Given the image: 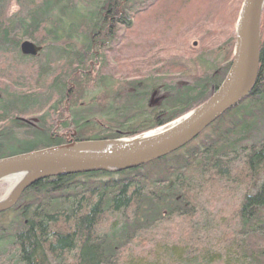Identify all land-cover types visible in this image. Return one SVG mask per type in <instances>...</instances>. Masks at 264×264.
Masks as SVG:
<instances>
[{
  "label": "trees",
  "instance_id": "1",
  "mask_svg": "<svg viewBox=\"0 0 264 264\" xmlns=\"http://www.w3.org/2000/svg\"><path fill=\"white\" fill-rule=\"evenodd\" d=\"M221 1H204L190 25L201 29L207 16L217 21ZM158 2L0 0L2 68L11 67L7 61L14 69L32 64L40 77L38 89L22 92L13 72L0 70V159L70 141L135 136L206 101L228 71L234 31L212 54L196 56L203 73L190 82L167 83L169 71L185 69L163 64L125 81V91L108 99L119 81L104 74L113 52ZM10 4L17 6L11 14ZM24 41L41 48L36 57L20 53ZM215 51L223 54L219 63ZM100 96L102 107L95 105ZM221 182L240 194L227 216L205 205ZM175 219L183 224L178 240L155 237L144 259L128 257L126 264H264V12L258 74L246 99L161 159L113 174L49 178L26 189L0 214V264H63L65 256L70 264H119L130 245L143 249L145 233Z\"/></svg>",
  "mask_w": 264,
  "mask_h": 264
},
{
  "label": "water",
  "instance_id": "2",
  "mask_svg": "<svg viewBox=\"0 0 264 264\" xmlns=\"http://www.w3.org/2000/svg\"><path fill=\"white\" fill-rule=\"evenodd\" d=\"M264 0H242L234 25L232 59L217 89L202 104L151 131L110 140L66 142L0 159V183L12 184L0 198V214L15 206L39 181L86 173H118L161 159L196 139L231 108L246 99L256 82ZM20 53L36 57L41 48L24 41Z\"/></svg>",
  "mask_w": 264,
  "mask_h": 264
},
{
  "label": "rangeland",
  "instance_id": "3",
  "mask_svg": "<svg viewBox=\"0 0 264 264\" xmlns=\"http://www.w3.org/2000/svg\"><path fill=\"white\" fill-rule=\"evenodd\" d=\"M221 3L224 9L218 15L217 21L214 22V20L208 19L207 16L202 22V28H199V30L195 29L198 26L193 27L190 25L189 20L192 13L202 7L204 1L160 0L156 5H152L148 12L139 15L133 22V31L127 35L125 42L117 51L113 52L112 57L110 56L109 68L104 70V74L112 75L119 80L116 86L107 93L109 95L108 99L110 100L112 93L119 95L120 92L125 91V81L137 79L138 76L144 75L149 69L156 70L163 64L167 68L183 66L185 69L181 74L169 71L163 78L167 83L182 85L190 82L194 77H199L203 73L204 65L196 60V56L203 55L205 52L212 54L216 48L213 46L216 43H222L230 32L233 33L242 0H222ZM16 10L17 6L10 4L9 13L16 12ZM215 54L213 61L219 63L223 54L217 55V51H215ZM8 63L11 64V67L3 66L2 68L0 63V70H4L11 75L13 72L14 79L22 85L18 88L19 91L29 92L38 89L40 77L34 65L30 64L24 68L14 69L12 66L15 63L7 61ZM117 72H121L122 75L118 77ZM1 83L2 79H0V85ZM161 83L163 84V80ZM11 89L14 90L15 88L12 86ZM90 100L91 98H88L85 101L89 102ZM96 101V106H104L103 97H97ZM91 108L90 113L94 115L96 108L93 106ZM25 117L35 119V116L28 115ZM93 118L95 124L98 125L100 123L98 118ZM66 136L68 138V135ZM8 185V182L0 183V198L4 195ZM227 185L221 182L208 194L212 197V201L208 200L205 205L209 208V212L214 213V215L227 216L237 203L240 196L237 193V188L233 185ZM180 222V220L175 219L170 223L161 225L151 233H145L144 239L147 242H145L143 249L137 247L139 244L130 245L129 250H125L123 255L120 256L119 264H126L128 257L132 261L139 258L144 259L147 248H149L148 242L155 237L164 241L178 240V233H181L183 228V224ZM261 244L264 246V238L261 240ZM70 261L71 256H65L63 264H70Z\"/></svg>",
  "mask_w": 264,
  "mask_h": 264
},
{
  "label": "bare ground",
  "instance_id": "4",
  "mask_svg": "<svg viewBox=\"0 0 264 264\" xmlns=\"http://www.w3.org/2000/svg\"><path fill=\"white\" fill-rule=\"evenodd\" d=\"M201 1H207V0H201ZM9 183H10V182H9ZM9 183H8V184H9ZM15 183H16V180H13L12 184H9V185L7 186V189H8L11 185L13 186Z\"/></svg>",
  "mask_w": 264,
  "mask_h": 264
}]
</instances>
